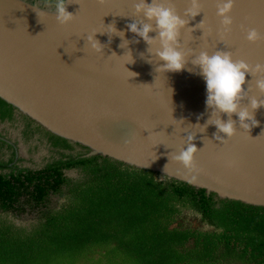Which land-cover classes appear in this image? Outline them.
Segmentation results:
<instances>
[{"label": "water", "instance_id": "water-1", "mask_svg": "<svg viewBox=\"0 0 264 264\" xmlns=\"http://www.w3.org/2000/svg\"><path fill=\"white\" fill-rule=\"evenodd\" d=\"M67 2L75 18L62 25L55 0H0V97L47 131L87 148L84 157H108L221 199L264 206V107L255 114L258 126L243 129L234 114L236 135L216 141L215 125L200 131L211 109L204 79L187 70L194 67L191 62L183 71H157L164 61L127 30L128 23L145 20L135 12L137 0ZM217 2L202 0V12L191 17L185 15L190 0H171L188 20L180 38L185 51L223 49L253 66L264 63V38L246 39L251 28L264 34V0H235L227 36L220 31ZM36 10L47 15L40 18ZM112 24L132 41L127 48L121 37H109ZM95 32L103 51L87 45V35ZM262 75H248L243 105L253 97L264 99L256 87ZM189 134H195L198 149L191 169L174 159L187 148Z\"/></svg>", "mask_w": 264, "mask_h": 264}, {"label": "trees", "instance_id": "trees-1", "mask_svg": "<svg viewBox=\"0 0 264 264\" xmlns=\"http://www.w3.org/2000/svg\"><path fill=\"white\" fill-rule=\"evenodd\" d=\"M13 107L0 97L4 116ZM51 139L60 150L75 149L66 138ZM64 151L41 170L0 173L5 212L18 204L46 206L51 193L65 198L29 225L0 217V264H264V206L221 199L108 157ZM66 169H80L83 180L67 177Z\"/></svg>", "mask_w": 264, "mask_h": 264}, {"label": "clouds", "instance_id": "clouds-1", "mask_svg": "<svg viewBox=\"0 0 264 264\" xmlns=\"http://www.w3.org/2000/svg\"><path fill=\"white\" fill-rule=\"evenodd\" d=\"M190 4L191 7L186 10L185 15L198 16L202 12V0H190ZM67 5V0H55L56 20L62 25L70 24L75 18V15L68 11ZM234 7L235 0H218L217 2V15L222 18L220 31L224 36L232 32L234 19L231 13ZM135 12L142 14L145 20L128 23L127 30L149 45L148 52L152 53V56L158 58V61H164L157 71H183L191 62L194 67L187 68V70L193 72L195 69V74L204 79L206 83L205 104L207 109H211V118L203 126L197 124L201 127V132L205 131L209 125H215L217 128L215 140L225 142L237 133V121L232 119L234 114L238 116L239 125L243 129L250 130L253 126L259 125L260 122L255 114L261 107H264V99L253 97L246 106L242 102L247 98L248 89L245 88V84L248 83V75L264 74V63H257L253 66L244 59H234L229 50L223 49H217L215 52L200 51L199 53L191 50L185 51L180 38L182 29L188 24V20L171 6V0H168L167 4L164 0H137ZM37 13L40 18L47 15L46 12L37 11ZM106 32L110 38L113 35L121 37L122 48H127L132 42L124 39L125 31L118 30L115 24L108 25ZM96 33L87 35V45L100 52L103 51L104 45L96 39ZM152 33L156 35L153 36ZM262 38L264 34L257 29L247 30L246 39L248 41L256 42ZM135 42L139 43L140 40L137 39ZM128 52L131 50L129 49ZM256 87L264 92V75L257 79ZM225 114L227 119L223 118ZM213 117L216 118L213 119ZM194 139L195 134H189L187 148L183 147L174 157L176 161L189 169L194 167L195 156L198 152L193 143Z\"/></svg>", "mask_w": 264, "mask_h": 264}, {"label": "flooded vegetation", "instance_id": "flooded-vegetation-1", "mask_svg": "<svg viewBox=\"0 0 264 264\" xmlns=\"http://www.w3.org/2000/svg\"><path fill=\"white\" fill-rule=\"evenodd\" d=\"M4 111H10V107L3 106ZM51 132L47 131L41 125L37 124L35 121L30 119L28 116L23 115L18 112L15 107H13V113L10 116H4L2 111L0 110V173L7 176L17 175L22 173L23 175L28 171H37L45 168V166L54 158H58L59 154L64 150H60L53 145V140L51 139ZM28 151L29 154L31 152L34 154L31 157H27L22 152V145L29 146ZM32 143V144H31ZM74 144V143H72ZM41 145L47 146L51 152L49 154L40 156H35L34 148L40 147ZM74 151L65 150V154H84L87 152V148L80 146L78 144H74ZM46 156V157H45ZM35 158H38L40 162H38ZM45 160L41 162V159ZM12 160L11 162H9ZM9 162V163H8ZM70 170H79L80 169H66L65 175L67 177L73 178L70 176ZM74 179V178H73ZM77 180V179H74ZM64 193L68 191V186L63 187ZM55 195L51 193L48 197L49 201H47V205L43 206H33V205H25V210L19 209V204L17 205L16 210H11L5 212L3 210L0 211V217L2 215H24L28 212H36L39 213L36 221L42 215L45 210L54 209L56 207L52 206L53 198ZM25 201V198L22 199ZM65 201V198H64ZM24 205V204H23ZM10 218V217H9ZM11 219V218H10ZM16 223V222H15ZM18 224V223H17Z\"/></svg>", "mask_w": 264, "mask_h": 264}, {"label": "rangeland", "instance_id": "rangeland-1", "mask_svg": "<svg viewBox=\"0 0 264 264\" xmlns=\"http://www.w3.org/2000/svg\"><path fill=\"white\" fill-rule=\"evenodd\" d=\"M29 148H30V143H29V146H27V144H26V146L22 145V149L21 150H22L23 154L26 155L27 157H31V156L34 155L32 152H31V154L28 153V151H30ZM33 149H34L35 153H37L39 155V157L40 156L44 157V155H46V154L48 155L49 152H50V150H48L49 148L47 146H45V145H41L40 147H36V148L33 147ZM37 154L35 156L38 157ZM50 154H51V152H50ZM35 159L38 162H40V160L38 158H35ZM42 160L44 161L45 159L42 158L41 162H42ZM69 174H70L71 177H73L74 179H77V180H83V178H84V174L81 171H79V170H70ZM62 201H64V197L62 195H55L54 198H53L52 206L53 207H58ZM38 214L39 213H36V212H32V213L28 212V213H25L24 215H17V214H11L10 213L9 217L14 222H16L18 224L29 225V224L33 223L34 221H36V219L38 217ZM4 216H6V215H4ZM191 220H192V222L194 224L200 223V218L199 217H193L192 216Z\"/></svg>", "mask_w": 264, "mask_h": 264}, {"label": "bare ground", "instance_id": "bare-ground-1", "mask_svg": "<svg viewBox=\"0 0 264 264\" xmlns=\"http://www.w3.org/2000/svg\"><path fill=\"white\" fill-rule=\"evenodd\" d=\"M47 2H54V0H47ZM38 155V154H37Z\"/></svg>", "mask_w": 264, "mask_h": 264}, {"label": "snow or ice", "instance_id": "snow-or-ice-1", "mask_svg": "<svg viewBox=\"0 0 264 264\" xmlns=\"http://www.w3.org/2000/svg\"><path fill=\"white\" fill-rule=\"evenodd\" d=\"M221 41H223V37L221 38Z\"/></svg>", "mask_w": 264, "mask_h": 264}]
</instances>
